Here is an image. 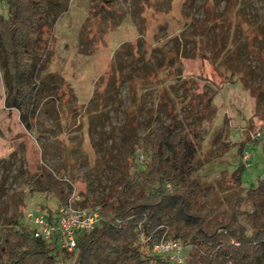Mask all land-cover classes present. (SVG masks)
<instances>
[{"label": "rangeland", "instance_id": "rangeland-1", "mask_svg": "<svg viewBox=\"0 0 264 264\" xmlns=\"http://www.w3.org/2000/svg\"><path fill=\"white\" fill-rule=\"evenodd\" d=\"M99 4L48 0L51 28L33 57L39 84L29 126L17 108L5 106L0 52V235L14 190L23 189L25 211L50 208L56 214L55 197L30 190L31 176L44 164L72 181L79 203L97 205L111 181L109 154L133 109L142 134L174 118L186 126L194 121L204 131L194 171L209 186L202 211L224 208L223 199L233 191L225 179L245 152L251 158L242 170L244 185L263 176L264 0H113L108 11ZM5 8L0 0V10ZM192 20L211 35L222 27L228 39L235 37L238 55L252 67L248 84L214 68L203 54L205 39L191 34ZM172 46L181 58L174 77L130 79ZM243 210L240 221L249 226ZM78 254L63 251L62 262L74 264Z\"/></svg>", "mask_w": 264, "mask_h": 264}, {"label": "trees", "instance_id": "trees-1", "mask_svg": "<svg viewBox=\"0 0 264 264\" xmlns=\"http://www.w3.org/2000/svg\"><path fill=\"white\" fill-rule=\"evenodd\" d=\"M3 1L0 52L6 81L4 103L17 108L29 126L39 84L38 60L33 57L51 28L48 0ZM99 2L100 10L112 8L113 0ZM192 21L191 34L205 39L203 54L207 52L214 68L229 72L228 79L248 84L253 79L252 67L238 55L235 37L228 39L229 31L222 27L211 35L202 23ZM162 51V57L144 66L141 76L134 73L130 79L174 77L181 62L179 49L172 46ZM261 88L259 97L264 96V84ZM187 126L184 120L174 118L159 131L142 134L134 109L128 112L120 143L109 154L111 181L97 204L102 219L93 230L79 232L74 264L175 263L167 254L152 250V241L162 237L178 239L190 248L184 252L188 264H264V174L247 187L242 179L245 163L239 164L225 179L233 191L223 199L224 208L218 213L202 211L209 186L194 171L205 133L194 121H188ZM29 184L32 192L63 202L74 187L70 179L46 164L31 176ZM10 199L6 230L0 235V264H64L62 252L67 250L60 246L58 234L50 239L36 237L22 222L27 207L23 189L14 190ZM242 210L249 226L240 221ZM46 214L54 218L50 208Z\"/></svg>", "mask_w": 264, "mask_h": 264}, {"label": "built area", "instance_id": "built-area-1", "mask_svg": "<svg viewBox=\"0 0 264 264\" xmlns=\"http://www.w3.org/2000/svg\"><path fill=\"white\" fill-rule=\"evenodd\" d=\"M250 152L243 154V162L249 165ZM144 160V155L139 157V161ZM264 174V163H263ZM75 189L71 192L67 201H58L57 212L50 219L46 213H36L27 210L24 213L26 225L31 229L36 237L50 239L55 233L58 234L60 246L67 251L77 249L79 232L93 230L102 219V211L99 205H83L79 203L75 196ZM184 245L178 239L162 237L152 241V250L158 253H165L176 264H185Z\"/></svg>", "mask_w": 264, "mask_h": 264}]
</instances>
